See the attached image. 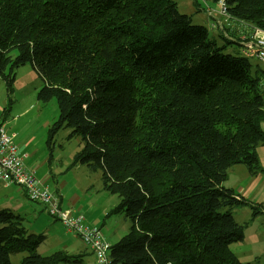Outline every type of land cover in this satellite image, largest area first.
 Here are the masks:
<instances>
[{
	"label": "trees",
	"instance_id": "obj_1",
	"mask_svg": "<svg viewBox=\"0 0 264 264\" xmlns=\"http://www.w3.org/2000/svg\"><path fill=\"white\" fill-rule=\"evenodd\" d=\"M207 1L232 21L221 44L177 0H0V77L13 91L16 69L33 66L38 99L59 104L49 141L64 127L80 136L73 165L101 171L102 189L120 198L108 216L131 221L112 243L77 214L109 244L110 264H258L230 248L245 236L231 209L260 208L225 181L235 164L260 169L264 68L243 49L264 28V0ZM233 43L239 53L225 52ZM25 221L0 210V264L17 252L22 264L80 261L42 253L45 234Z\"/></svg>",
	"mask_w": 264,
	"mask_h": 264
},
{
	"label": "rangeland",
	"instance_id": "obj_2",
	"mask_svg": "<svg viewBox=\"0 0 264 264\" xmlns=\"http://www.w3.org/2000/svg\"><path fill=\"white\" fill-rule=\"evenodd\" d=\"M196 1H199V5ZM177 2L180 12L191 15L194 23L207 26L211 36H215L218 43L223 42L219 33L224 31L212 27V19L209 15L214 13L211 5L215 2L207 0H177ZM230 24H232L231 20L225 22L227 27ZM236 46L237 43L229 44L225 52L239 53ZM250 59L254 71L258 64L264 68V64L258 58L250 57ZM43 85V80L31 64L16 69L13 91H10L6 81L0 77V122L8 132L16 133L19 146L26 145V166L28 162L31 163L36 167V171L39 169V173L51 170L60 181L67 176L63 195L70 197L73 202L79 199L80 202L77 204H84L82 214H86L89 219L100 212V217L94 225L103 230L104 238L115 243L130 230L131 221L124 213L108 216L109 211L119 203L120 198L117 194L103 190L97 195L95 183L101 181V171L89 173L86 171L88 168L86 165H73L74 154L82 145L80 136H70L71 128L64 127L54 136V140L49 141V129L58 119L60 109L56 98L46 103L38 99V93ZM261 92L264 95V77H261ZM262 128L264 130V121ZM257 152L260 169L251 173L245 164H235L228 170L225 185L236 189L260 208L256 214L253 213L254 209L251 205H240L231 209L236 220L245 225V236L243 240L232 243L230 248L244 262L264 264V144L257 148ZM50 186L55 189L58 181L56 184L51 181ZM6 193V188L0 186L1 199H5L2 195ZM23 198L30 204L26 209L28 210L25 215L26 226L33 229L35 225L37 233L45 234L40 251L50 254L56 249H62L70 255L80 257L79 262L67 264H100L93 249L75 231L68 229L62 220L51 215L47 209L41 210V203L25 194ZM32 205L36 206V212L32 209ZM40 213L41 218H39ZM25 255V252L12 254V264H22Z\"/></svg>",
	"mask_w": 264,
	"mask_h": 264
},
{
	"label": "built area",
	"instance_id": "obj_3",
	"mask_svg": "<svg viewBox=\"0 0 264 264\" xmlns=\"http://www.w3.org/2000/svg\"><path fill=\"white\" fill-rule=\"evenodd\" d=\"M251 40L246 41L244 55L256 57L264 64V28L257 27ZM16 133L6 130L0 122V177L9 184L25 188L30 199L48 204L50 212L62 218L69 229L77 230L82 239L96 253L100 264H110L108 248L98 228L91 226L83 216H71L58 203V199L47 185L37 177L34 170L25 164V155L15 141ZM104 241V242H103Z\"/></svg>",
	"mask_w": 264,
	"mask_h": 264
},
{
	"label": "crops",
	"instance_id": "obj_4",
	"mask_svg": "<svg viewBox=\"0 0 264 264\" xmlns=\"http://www.w3.org/2000/svg\"><path fill=\"white\" fill-rule=\"evenodd\" d=\"M211 7L214 10V13H211V14L209 13V15L211 16V19H212V21H211L212 27H214V28L218 27L220 31L224 30L226 27L225 22L229 21L228 15H226L225 13H223L221 11V7L217 3L212 4ZM208 11H209V9H208ZM240 27L241 26H237V30L235 31V33L239 37L243 38L245 35H247L245 33H247V32L249 33V29H243ZM17 138H18V136H17ZM20 148H21V150H22V152L26 158L27 157V153L25 151L26 145H23V146L20 145ZM27 167L31 170H34L36 172V175L41 180V182L50 188H51V186H50L51 181L54 184H56V182L58 181V186L55 189H52V188L51 189L53 191H55L60 196V199H61L60 201H61L62 207L65 210L69 211V213L72 215H77L80 213L82 214V212L84 211V207H85L84 204L83 203L77 204V202L78 203L80 202L79 199H78V201L73 202V200L70 197L63 195L64 194V186L67 184V176H65L63 178L64 180L60 181V180L56 179L55 174L51 170H49V171L47 170L43 173H39V169L36 171V169H35L36 167L29 162L27 164ZM86 171H88L90 173L88 168H86ZM0 179H1L0 180V183H1L0 186L5 187L7 190V193L2 195V196H4L5 199L3 200L0 198V200H2V201H0V210L3 208H12L13 210H15V211H17V212H19L25 216L26 212L28 211V210L26 211V209H28V207L30 206V204L27 202V200L23 198V195L24 194L26 195V192L23 190L22 187L17 186L15 184H9L6 181H4L2 178H0ZM96 184H97V188H96L97 189V195H100V193H101L100 191L103 190L102 189V183L100 181L99 183H95V185ZM87 185H90V184H87ZM103 191H105V190H103ZM13 202H16L17 205L13 204ZM31 207L36 212V210H37L36 206L32 205ZM43 209H45V208H44V205L42 204L41 210H43ZM107 209H108V207H106V210ZM84 216L86 218H88L86 216V214ZM41 217H42V214L40 213L39 218H41ZM99 217H100V212L97 213L96 215H94L93 218H91V219L88 218V220L90 223L94 224V222L98 221ZM32 228H33V230H37L35 225H33ZM41 252L45 254L46 251H41ZM59 264H63V263H59ZM64 264H67V263H64Z\"/></svg>",
	"mask_w": 264,
	"mask_h": 264
}]
</instances>
